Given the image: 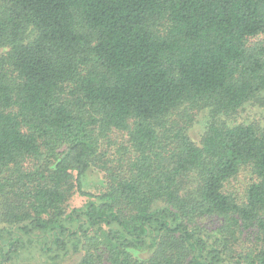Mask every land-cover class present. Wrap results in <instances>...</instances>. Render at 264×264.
<instances>
[{
	"label": "trees",
	"instance_id": "trees-1",
	"mask_svg": "<svg viewBox=\"0 0 264 264\" xmlns=\"http://www.w3.org/2000/svg\"><path fill=\"white\" fill-rule=\"evenodd\" d=\"M247 105L264 0H0V264H264Z\"/></svg>",
	"mask_w": 264,
	"mask_h": 264
},
{
	"label": "rangeland",
	"instance_id": "rangeland-1",
	"mask_svg": "<svg viewBox=\"0 0 264 264\" xmlns=\"http://www.w3.org/2000/svg\"><path fill=\"white\" fill-rule=\"evenodd\" d=\"M207 114V113H206ZM206 114H200L199 119L195 122L191 128V135L196 141H200L202 134L205 131L207 125L208 116ZM228 122L233 123H247V122H259L264 124V106H253L247 105L245 108L241 109L238 113L232 115L231 117H225ZM104 173L97 168H91L84 179V189L93 193H99L104 190ZM86 198L80 194H75L71 198V206H81L86 202ZM78 254H72L69 257H66L61 262L56 264H75L79 259ZM18 264H53L45 262V259L42 257H26L20 259Z\"/></svg>",
	"mask_w": 264,
	"mask_h": 264
}]
</instances>
